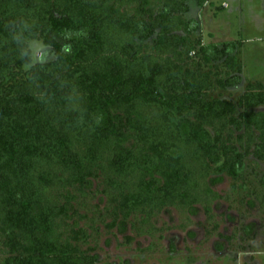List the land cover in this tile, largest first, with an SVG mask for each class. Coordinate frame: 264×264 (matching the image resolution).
Wrapping results in <instances>:
<instances>
[{"label": "trees", "instance_id": "1", "mask_svg": "<svg viewBox=\"0 0 264 264\" xmlns=\"http://www.w3.org/2000/svg\"><path fill=\"white\" fill-rule=\"evenodd\" d=\"M189 12V0H0V264H98L81 198H106L109 228L150 231L170 207L211 218L214 186L264 160V83L212 97L243 82V43L204 44Z\"/></svg>", "mask_w": 264, "mask_h": 264}, {"label": "rangeland", "instance_id": "2", "mask_svg": "<svg viewBox=\"0 0 264 264\" xmlns=\"http://www.w3.org/2000/svg\"><path fill=\"white\" fill-rule=\"evenodd\" d=\"M211 3L201 8L196 0H189L187 18L200 22L194 37H202L206 45L242 41L237 54L244 64L243 82L211 93L237 102L248 82L264 83V0ZM31 48L34 62L41 61L46 48L42 40L34 41ZM257 110L264 112V107ZM97 185L94 191L101 190ZM214 190L220 198L211 218L201 205L193 211L170 207L156 217L153 229L142 232L134 218L125 231L107 227L112 216L106 211V198L101 201L103 195L97 191L81 198L78 209L88 216L84 223L94 220L99 227L88 243L96 246L98 264H264V160L245 157L239 178L225 177Z\"/></svg>", "mask_w": 264, "mask_h": 264}]
</instances>
